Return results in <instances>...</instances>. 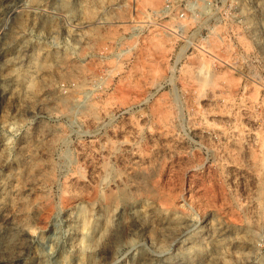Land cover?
<instances>
[{"label": "rangeland", "instance_id": "obj_1", "mask_svg": "<svg viewBox=\"0 0 264 264\" xmlns=\"http://www.w3.org/2000/svg\"><path fill=\"white\" fill-rule=\"evenodd\" d=\"M9 154L0 264H264V0H0Z\"/></svg>", "mask_w": 264, "mask_h": 264}, {"label": "bare ground", "instance_id": "obj_2", "mask_svg": "<svg viewBox=\"0 0 264 264\" xmlns=\"http://www.w3.org/2000/svg\"><path fill=\"white\" fill-rule=\"evenodd\" d=\"M67 8V7H66ZM24 87V86H23ZM81 206H83V205H81ZM86 206V205H85ZM86 210V209H85ZM85 210H84V206L83 207H81V208H79V213H78V215H77V217H78V225H79V230H80V232H81V235H82V237H81V239L80 240H78L79 242H77L78 243V248H79V253H78V255H77V260H78V263L77 264H82V263H80L82 260H84L83 258H84V256H85V253H86V248H87V245L89 244L87 241H86V236H87V229H86V227H87V225H86V223L88 222L87 221V215H86V213L87 212H85ZM175 221V220H174ZM178 221V220H177ZM88 228V227H87ZM88 240H89V238H88ZM77 246V245H76ZM77 248V249H78ZM88 249V248H87ZM77 251V250H76ZM88 251V250H87ZM76 253V254H77ZM87 253H89V252H87ZM88 255V254H87Z\"/></svg>", "mask_w": 264, "mask_h": 264}, {"label": "built area", "instance_id": "obj_3", "mask_svg": "<svg viewBox=\"0 0 264 264\" xmlns=\"http://www.w3.org/2000/svg\"><path fill=\"white\" fill-rule=\"evenodd\" d=\"M164 8L166 9L167 8V6H165V7H163V9H161L160 11H164ZM156 13V12H155ZM183 16H184V13L183 12H181V13H179L178 14V19H182L183 18ZM182 24H181V22L180 21H178L177 23H173V24H171V25H169V26H164V29H165V31L167 32V33H170V34H178L179 33V31H181L182 30ZM185 52V51H184ZM258 56V55H257ZM259 57V56H258ZM241 74H242V72H241ZM242 76H243V74H242ZM251 78V79H250ZM250 78H245V81H247V82H253L252 81V77H250ZM243 80V79H242ZM241 80V81H242ZM243 82V81H242Z\"/></svg>", "mask_w": 264, "mask_h": 264}, {"label": "clouds", "instance_id": "obj_4", "mask_svg": "<svg viewBox=\"0 0 264 264\" xmlns=\"http://www.w3.org/2000/svg\"><path fill=\"white\" fill-rule=\"evenodd\" d=\"M22 140H23V137H20L17 140V154L22 153V148H23ZM17 154L15 157H13L11 154H9V156L7 158L0 156V162H2L5 166H7L8 164H12L17 159ZM110 168H112V166L109 164V165H107L106 170H108Z\"/></svg>", "mask_w": 264, "mask_h": 264}]
</instances>
